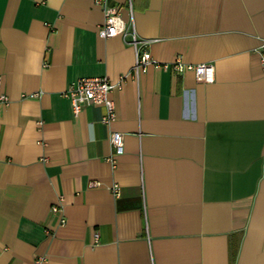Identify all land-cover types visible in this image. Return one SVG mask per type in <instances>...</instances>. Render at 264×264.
<instances>
[{"label": "crops", "instance_id": "obj_1", "mask_svg": "<svg viewBox=\"0 0 264 264\" xmlns=\"http://www.w3.org/2000/svg\"><path fill=\"white\" fill-rule=\"evenodd\" d=\"M110 2L153 59L214 82L150 67L108 127L75 117L65 89L116 84L133 48L99 37L95 0H0V264H264V0Z\"/></svg>", "mask_w": 264, "mask_h": 264}, {"label": "built area", "instance_id": "obj_2", "mask_svg": "<svg viewBox=\"0 0 264 264\" xmlns=\"http://www.w3.org/2000/svg\"><path fill=\"white\" fill-rule=\"evenodd\" d=\"M95 3L104 14V22L98 28L100 38H112L121 36L123 41L133 48L135 53V62L129 74L119 76L116 84H112L106 77H85L79 78L65 89L63 95L72 106V112L78 117L84 107L95 106L102 107L105 110V116L100 120L101 124L108 125L115 119V106L110 98L111 90L115 87L120 88L123 79L128 75L138 80L140 76L145 75L150 67L157 70L169 72L171 75H180L184 72H192L197 83L211 84L214 82V67L209 63L186 64L181 58L176 57L171 63H159L148 51L150 41L141 39L137 36L134 29L132 18L130 25L127 26L121 15V7L112 4L110 0H95ZM132 2L127 0L126 8L131 16ZM260 63L264 71V54L260 57ZM8 97L0 91V104L7 105ZM109 143L113 149V155H123L124 137L122 133L111 132L109 135ZM112 164L114 160L110 159ZM93 186L95 184H92ZM112 193L118 196V187H112ZM57 211L56 208H52ZM95 240L98 234L94 235ZM34 264H42L40 259H35Z\"/></svg>", "mask_w": 264, "mask_h": 264}]
</instances>
